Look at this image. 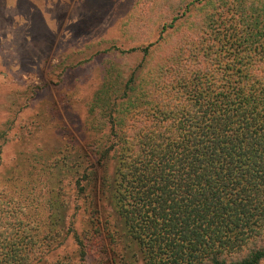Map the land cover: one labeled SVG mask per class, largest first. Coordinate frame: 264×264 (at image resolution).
Instances as JSON below:
<instances>
[{
    "label": "rangeland",
    "instance_id": "1",
    "mask_svg": "<svg viewBox=\"0 0 264 264\" xmlns=\"http://www.w3.org/2000/svg\"><path fill=\"white\" fill-rule=\"evenodd\" d=\"M157 1L2 0L0 218L17 217L38 238L49 236L39 247L46 253L47 264H97L94 249L85 263L78 261L71 236L74 230H83L88 219L102 236L114 223L113 211L99 187L101 178L105 184L110 182L114 167L113 150H108L109 160L98 162L99 154L111 144L107 110L113 96H121L122 84L138 64L139 49L161 35ZM172 1L182 11L191 0ZM208 5L198 18L192 11L188 22L165 32L164 39L149 49L145 67L133 77L137 99L114 101L125 106L122 124L147 117L146 113L131 118L146 105L162 109L178 101L188 104L183 92L181 100H170L169 87L164 85L168 81L157 77L161 74L157 67L167 54L174 56L183 43L181 33L192 22L201 25L204 14L211 16V27L218 32L234 37L243 32L247 42L237 45L233 53L234 59L243 58L236 67L257 80L264 79V0H210ZM247 28L263 33L249 37ZM206 33L205 60L211 58L210 46H216L211 29ZM244 46L251 48L240 51ZM224 54L223 61L231 59ZM191 55L195 54L182 47L180 62L187 64ZM115 81L118 93L103 106L94 102L100 90L113 88ZM260 86L252 83L251 88ZM143 93L150 98H141ZM77 183L85 184V189L79 191ZM104 246L107 253V246L119 252L124 262L142 264L134 244L115 240L109 245L104 241Z\"/></svg>",
    "mask_w": 264,
    "mask_h": 264
},
{
    "label": "trees",
    "instance_id": "2",
    "mask_svg": "<svg viewBox=\"0 0 264 264\" xmlns=\"http://www.w3.org/2000/svg\"><path fill=\"white\" fill-rule=\"evenodd\" d=\"M209 1L191 0L179 11L172 0H158L161 35L139 49L141 58L122 84L121 96L115 94V81L94 98L103 106L115 94L107 110L110 149L98 158L104 164L108 150L115 152L112 179L105 184L101 178L99 184L114 223L104 236L91 219L83 230L72 232L73 254L80 263L94 249L97 264H129L104 246V241L109 245L122 240L134 244L142 264H264V79L236 67L243 58L234 59L233 53L247 42L243 32L238 37L218 32L211 27V16L204 14L201 25L192 22L181 33L183 43L174 56L160 60L157 77L168 81L164 85L170 100H181L183 92L188 104L178 101L162 109L146 105L131 118L147 117L127 125L121 122L124 104H114L137 99L133 77L145 67L149 49L165 32L188 22L192 11L195 17L203 14ZM207 29L216 46H210L211 58L205 60ZM246 30L254 38L263 33ZM245 46L240 51H249L251 46ZM182 47L195 54L187 64L179 60ZM224 53L231 59L223 61ZM252 83L261 86L254 90ZM141 98L150 97L143 93ZM76 187L81 191L85 184ZM27 226L17 217L0 218V264H47L39 247L49 236L38 238Z\"/></svg>",
    "mask_w": 264,
    "mask_h": 264
}]
</instances>
